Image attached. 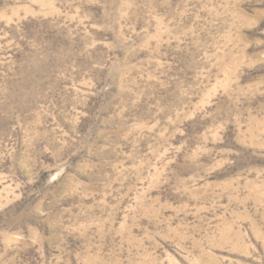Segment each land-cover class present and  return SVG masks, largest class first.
Instances as JSON below:
<instances>
[{
	"label": "rangeland",
	"instance_id": "374dc122",
	"mask_svg": "<svg viewBox=\"0 0 264 264\" xmlns=\"http://www.w3.org/2000/svg\"><path fill=\"white\" fill-rule=\"evenodd\" d=\"M0 264H264V0H0Z\"/></svg>",
	"mask_w": 264,
	"mask_h": 264
}]
</instances>
